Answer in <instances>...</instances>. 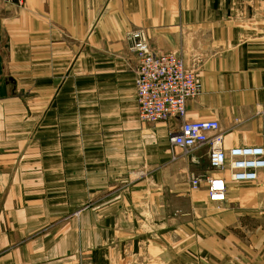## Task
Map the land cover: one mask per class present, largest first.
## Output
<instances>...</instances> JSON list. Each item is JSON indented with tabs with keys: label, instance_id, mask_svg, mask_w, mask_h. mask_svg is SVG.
Here are the masks:
<instances>
[{
	"label": "crops",
	"instance_id": "crops-1",
	"mask_svg": "<svg viewBox=\"0 0 264 264\" xmlns=\"http://www.w3.org/2000/svg\"><path fill=\"white\" fill-rule=\"evenodd\" d=\"M132 30L196 68L187 120L259 143L264 0H0V264H264V171L190 187L206 149L138 119Z\"/></svg>",
	"mask_w": 264,
	"mask_h": 264
},
{
	"label": "built area",
	"instance_id": "built-area-1",
	"mask_svg": "<svg viewBox=\"0 0 264 264\" xmlns=\"http://www.w3.org/2000/svg\"><path fill=\"white\" fill-rule=\"evenodd\" d=\"M22 6L23 0H3ZM126 44L134 56V91L138 119L144 124H156L179 118L180 124L171 132L169 143L179 157L206 149L211 174L188 176L192 189L204 188L208 200L222 203L226 199L228 182H258L264 171V104L257 115L261 122L260 141L255 145L224 148L225 131L216 120H187L186 103L202 94V84L196 68L188 67L177 53L152 48L142 30L126 35Z\"/></svg>",
	"mask_w": 264,
	"mask_h": 264
},
{
	"label": "bare ground",
	"instance_id": "bare-ground-1",
	"mask_svg": "<svg viewBox=\"0 0 264 264\" xmlns=\"http://www.w3.org/2000/svg\"><path fill=\"white\" fill-rule=\"evenodd\" d=\"M203 87V86H202Z\"/></svg>",
	"mask_w": 264,
	"mask_h": 264
}]
</instances>
